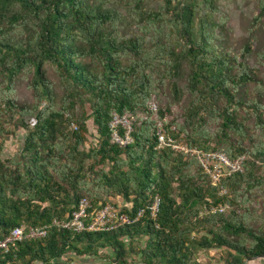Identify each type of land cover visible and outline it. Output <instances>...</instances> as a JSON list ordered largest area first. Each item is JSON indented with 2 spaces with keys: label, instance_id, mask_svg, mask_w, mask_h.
I'll return each instance as SVG.
<instances>
[{
  "label": "trees",
  "instance_id": "16d2710c",
  "mask_svg": "<svg viewBox=\"0 0 264 264\" xmlns=\"http://www.w3.org/2000/svg\"><path fill=\"white\" fill-rule=\"evenodd\" d=\"M113 1L0 0V239L15 227L38 228L65 219L80 198L89 201L90 216L110 204L133 218L157 195L158 213L109 231L51 228L44 238L0 252V264H69L83 257L109 264H191L195 252L219 248L226 250L224 264L264 259V218L234 213L199 217L204 206L226 199L216 196L188 154L156 147L146 108L154 82L157 89L169 86L172 102H178L176 80L185 68L190 100L182 126L163 123L165 135L185 148L221 151L229 158L248 156L244 171L227 178V186L248 197L253 189L264 191V138L253 140L249 150L242 146L245 123L264 130V83L244 62L251 39L239 55L221 57L211 33L221 27L211 20L216 0L174 5L161 0L176 46L161 44L159 31L153 29L152 49L145 50L148 28L163 26V18L140 10L144 0H130L128 10L142 35L119 38L122 18L104 8ZM200 4L207 9L203 15ZM257 8L254 23L264 20V0H258ZM257 58L264 61V52ZM45 66L56 77L59 99ZM25 78L32 96L28 105L14 98V86ZM169 107L157 109L159 118ZM114 112L147 117L133 124L132 142L125 147L109 139L107 124ZM27 116L32 118L29 125L22 119ZM207 119L217 121L220 134H207ZM88 121L96 143L84 148ZM71 123L75 130L68 131ZM7 124L26 131L15 159L1 152ZM183 130L188 131L184 144L179 139ZM229 132L239 140L233 143ZM204 224L209 225L206 235L193 237Z\"/></svg>",
  "mask_w": 264,
  "mask_h": 264
},
{
  "label": "rangeland",
  "instance_id": "374dc122",
  "mask_svg": "<svg viewBox=\"0 0 264 264\" xmlns=\"http://www.w3.org/2000/svg\"><path fill=\"white\" fill-rule=\"evenodd\" d=\"M89 1L91 2L92 0ZM196 1L198 3H201V0ZM257 2L258 0H216L214 3L215 13L212 14L211 20L216 24H220L221 27H215L211 33L213 37L216 38V43L214 44V46L218 55L227 58L239 55V53L241 52V48L243 47L246 40L251 39V51L244 57V62L248 68L255 69L258 71V78L264 83V61H261L257 58V54L259 52H264V20H261L258 23H254L253 21L254 17H256L258 13ZM162 3L163 2L161 0H144L142 8L140 9L142 11H151L157 13L164 20L163 26H154L148 28L149 30L144 36L145 50L152 49L153 41H151V38L154 39V37H156V34L155 32H153V29L159 31L158 36L161 38L160 42L163 45H173L174 41L176 40V36L168 32L170 17L168 14L165 15ZM171 4L174 5L176 4V2L171 0ZM128 5H130V0H114L112 3L108 2L104 4L105 9L109 10L111 13L120 15V17L122 18V22L120 23L121 26L119 27L118 33L119 38L123 39H128L132 35H142V31L134 22V15L132 11L128 10ZM199 7V10L201 12L200 15H203L207 9L202 8L201 4ZM45 67L47 69V75L49 76V79L53 83H55L56 98L59 99L61 93L56 86V77L54 76L53 71L48 66ZM185 72L186 70L185 68H183L181 72V77L176 80V85L181 91V95L177 103L172 102V93L169 86L164 83L162 86H158L157 89L158 82L153 83V92L146 102L147 104L148 102L153 101L157 109H159V107L169 104V112H164L161 118H159L158 115L157 116L159 119H163V123L170 125L171 128L174 127V129H178L182 126L183 109L187 107L188 102L190 100V96L186 90ZM14 98L17 102L23 104L28 105L32 103L31 93L26 86V78L19 80L14 86ZM240 115L243 116V113H240ZM22 119L25 123L29 125V122L32 118L31 116H27ZM31 123L32 122H30V124ZM245 125H247L248 128L243 136L242 146L246 150H249L253 140H263L264 130L254 128L252 122H248L247 124L245 123ZM86 126L88 129V136L86 142L83 145L84 148L90 147L96 143V133L91 122H86ZM5 128L8 130V134L4 135L1 139L2 156L4 158L15 159L21 149V144L26 134V131L23 128L15 130L9 124H7ZM67 128L68 131H71L70 125ZM206 132L211 137H213L216 133L220 134L219 128L217 127V121L215 119H207ZM187 133L188 131L183 130V132H181L179 135V139L181 140L182 144L186 143L187 141V137H185ZM228 137L233 141V143H235L236 140H239L237 134L233 132H229ZM212 146L213 143H210L209 147L211 148ZM210 150L214 151L212 149H208L205 151ZM244 157L245 167L246 159H249V157ZM198 167L196 165L192 166L191 172H195L196 168ZM223 185L224 193L222 194V196H219L218 192H216V196L223 197L226 199V201H223V203L218 205L222 206V204H225L226 207L224 208V211L213 214L212 211L216 207L208 205V207L204 206L199 211V217H204L206 215H214L216 217L218 215L227 216L231 213H234L237 216L249 214V216H256L260 219L264 218V191L260 189H253L250 193V196L248 197L246 195H242V193L240 192H238V194L235 193L232 188H229L227 186L226 179L223 181ZM105 199H109L111 203H114L116 205H120L121 203L117 198L106 197ZM207 201L208 203H210L209 199H207ZM203 226L204 227L201 226V228H197L192 234V236L195 238H200L201 236L206 235V230L208 229L206 227H208L209 225L204 224ZM225 257L226 250L223 248L200 250L194 253L191 264H193V262L197 264H224ZM69 264L109 263L107 260L105 261L100 259L83 257L75 258ZM244 264H264V259L255 258L252 260L245 261Z\"/></svg>",
  "mask_w": 264,
  "mask_h": 264
},
{
  "label": "built area",
  "instance_id": "2783aa9c",
  "mask_svg": "<svg viewBox=\"0 0 264 264\" xmlns=\"http://www.w3.org/2000/svg\"><path fill=\"white\" fill-rule=\"evenodd\" d=\"M176 3H182L186 0H173ZM148 113L152 115L153 133L156 138V147L161 148L164 145L171 146L173 149L188 154L199 166L201 172L209 179L210 184L214 187L219 196L224 193L223 181L232 175L243 172L244 156L229 158L221 151H205L196 148H185L183 146L174 145L170 137L165 135L163 127V119L157 116V107L153 101L146 104ZM146 116L142 114L133 115L131 113H112L108 121L107 127L109 131L110 142L125 147L132 142L131 132L132 126L137 119L146 120ZM71 130H75V126L70 124ZM159 198L157 195L149 197L148 202L136 210L133 218H129L125 214H120L112 205L106 204L92 216L87 210L90 203L86 198H80L74 210L66 216L65 219H53L49 224L38 227L24 229L15 227L11 229L7 235L0 239V252L7 253L15 250L17 244L24 240H36L46 237L49 229L57 228L74 233L87 231H109L118 226L135 223L143 216L155 218L159 210ZM220 205V204H219ZM216 205L213 214L224 211L225 204Z\"/></svg>",
  "mask_w": 264,
  "mask_h": 264
}]
</instances>
